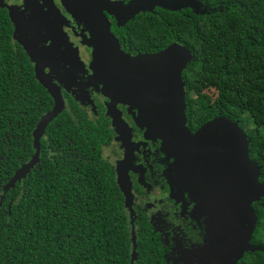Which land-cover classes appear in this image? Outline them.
<instances>
[{
    "label": "trees",
    "instance_id": "trees-1",
    "mask_svg": "<svg viewBox=\"0 0 264 264\" xmlns=\"http://www.w3.org/2000/svg\"><path fill=\"white\" fill-rule=\"evenodd\" d=\"M195 1L200 4L198 14L190 8L156 7L124 27L113 22L111 31L131 53L153 54L172 43L186 47L193 55L182 74L189 129L217 117L238 123L246 133L250 160L258 164L259 180L264 183V0ZM11 33L2 13L0 264H130L129 226L121 197L105 165L94 164L88 146L92 143L98 149L100 140L88 134L87 143L84 136L72 135L66 149H79L83 143L86 158L76 160L72 151L63 160L62 115L47 127L48 140L41 141L38 164L4 191L30 160L32 131L52 109L26 55L13 49ZM244 117L253 125L251 130L245 128ZM253 208L258 219L255 240L260 242L264 239V198ZM143 261L140 253L136 264ZM242 264H264V252L246 255Z\"/></svg>",
    "mask_w": 264,
    "mask_h": 264
},
{
    "label": "flooded vegetation",
    "instance_id": "flooded-vegetation-1",
    "mask_svg": "<svg viewBox=\"0 0 264 264\" xmlns=\"http://www.w3.org/2000/svg\"><path fill=\"white\" fill-rule=\"evenodd\" d=\"M1 12L12 27L13 49L26 55L34 79L37 68L59 89L65 143L62 159L72 151L76 160L86 158L83 143L79 149H66V140L72 135L84 136L86 142L88 134L99 138L98 149L87 143L94 164L100 161L105 165L121 197L129 226L130 264L134 248L133 264L140 253L143 264H242L246 255L264 252V239L255 240L258 221L248 235L251 226L247 220L201 208L204 196L176 180V160L165 154L160 140L146 138L145 129L137 125V111L127 104L118 103L116 108L129 132L117 130L108 115L112 101L93 79L88 33L66 12L61 0H0V17ZM109 20L112 28L115 21ZM119 44L130 56L139 55L127 52L120 40ZM186 126L192 134L201 127L191 131L187 122ZM47 127L40 139V154L41 141L48 140ZM119 166L127 178L128 206L118 183Z\"/></svg>",
    "mask_w": 264,
    "mask_h": 264
},
{
    "label": "water",
    "instance_id": "water-1",
    "mask_svg": "<svg viewBox=\"0 0 264 264\" xmlns=\"http://www.w3.org/2000/svg\"><path fill=\"white\" fill-rule=\"evenodd\" d=\"M61 3L88 33L87 44L93 47L90 64L93 79L102 85L103 93L112 101L108 115L117 130L121 134L129 132L116 108L118 103L127 104L137 111L136 122L145 129L146 138L160 140L165 154L176 160V180L204 196L200 207L221 216L247 220L251 226L250 235L258 220L252 205L264 198L260 168L250 160L246 133L238 123L217 117L194 134L188 130L182 73L191 63L192 53L172 43L153 54L130 56L121 49L118 38L110 30L109 17L119 28L141 13H153L156 7L172 11L190 8L198 14L200 4L195 0H61ZM40 72L36 68L35 78L54 105L33 129V154L9 181L5 192L21 182L38 164L40 139L46 127L62 112L59 89ZM118 183L128 206L129 188L120 166ZM2 199L3 196L0 205ZM132 242L134 248V237ZM133 254L131 264L135 260Z\"/></svg>",
    "mask_w": 264,
    "mask_h": 264
},
{
    "label": "rangeland",
    "instance_id": "rangeland-1",
    "mask_svg": "<svg viewBox=\"0 0 264 264\" xmlns=\"http://www.w3.org/2000/svg\"><path fill=\"white\" fill-rule=\"evenodd\" d=\"M211 94L213 95L214 93L211 92ZM243 120L245 121V128L248 130H251L253 128V125L251 124V122L248 119H246V117H244Z\"/></svg>",
    "mask_w": 264,
    "mask_h": 264
}]
</instances>
